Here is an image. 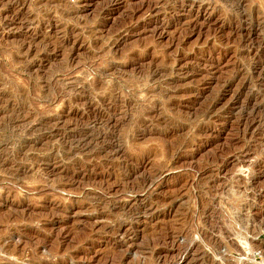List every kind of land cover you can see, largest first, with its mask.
<instances>
[{"label": "rangeland", "instance_id": "rangeland-1", "mask_svg": "<svg viewBox=\"0 0 264 264\" xmlns=\"http://www.w3.org/2000/svg\"><path fill=\"white\" fill-rule=\"evenodd\" d=\"M263 49L264 0H0V264H264Z\"/></svg>", "mask_w": 264, "mask_h": 264}, {"label": "bare ground", "instance_id": "bare-ground-1", "mask_svg": "<svg viewBox=\"0 0 264 264\" xmlns=\"http://www.w3.org/2000/svg\"><path fill=\"white\" fill-rule=\"evenodd\" d=\"M253 33V32H252ZM250 34V33H249ZM242 36V35H241ZM246 36V35H245ZM249 36V35H248ZM245 42V41H244ZM257 42V41H256ZM253 43V42H252ZM254 43H255V41H254ZM246 44V43H245ZM257 44H258V42H257ZM250 45V44H249ZM248 45V46H249ZM259 46V45H258ZM257 46V47H258ZM250 48V47H249ZM252 48V47H251ZM264 50V49H263ZM262 52V51H261ZM260 58H262V57H260ZM258 59V58H257ZM256 62V61H255ZM264 63V62H263ZM260 66V65H259ZM264 67V66H263ZM262 70V69H261ZM260 72H262V71H260ZM259 73V72H258ZM260 74V73H259ZM241 82V81H240ZM263 95V94H262ZM245 97V96H244ZM246 97H248V96H246ZM241 104V103H240ZM242 105L243 104H241V106H239L237 109H239V111L241 112V107H242ZM247 105H248V102H245L244 103V106L245 107H247ZM258 106V105H257ZM249 108V107H248ZM246 110V109H245ZM244 112V111H243ZM238 114H240V113H238ZM242 116V115H241ZM240 117H237V128H239L240 126H242V133H243V135L244 136H246L247 134H251L250 133V131H251V128L253 127V123H255L254 122V119H252V120H250L251 122H249V121H247L246 120V118L245 119H239ZM249 118V117H248ZM249 120V119H248ZM258 120V119H257ZM236 125V124H235ZM240 129V128H239ZM238 130V129H237ZM241 130H240V132H241ZM260 131V130H259ZM239 132V131H238ZM258 132V131H257ZM261 136V135H260ZM244 154V153H243ZM246 154V153H245ZM240 156H242V155H240ZM237 158H239V156L237 157ZM239 161H240V159H238ZM237 160V161H238ZM166 164V163H165ZM168 164V163H167ZM241 170H240V173H241V175H242V179H243V181H245L244 183H247V184H249V183H252V180H251V178H250V176L253 174V166L250 164V163H248L247 165H243V166H241V168H240ZM257 173V172H256ZM156 175V174H155ZM150 177V176H149ZM254 177V176H253ZM158 180V179H157ZM150 184H152V183H150ZM137 186V185H136ZM134 187V186H133ZM151 189V188H150ZM260 192L262 193V192H264V186L260 189ZM262 195V194H261ZM260 224V223H259ZM233 249V248H232Z\"/></svg>", "mask_w": 264, "mask_h": 264}]
</instances>
